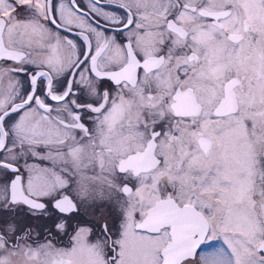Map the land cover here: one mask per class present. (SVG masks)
I'll return each instance as SVG.
<instances>
[{"label":"snow or ice","instance_id":"6c2138e0","mask_svg":"<svg viewBox=\"0 0 264 264\" xmlns=\"http://www.w3.org/2000/svg\"><path fill=\"white\" fill-rule=\"evenodd\" d=\"M0 264H264V0H0Z\"/></svg>","mask_w":264,"mask_h":264}]
</instances>
